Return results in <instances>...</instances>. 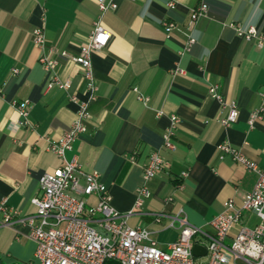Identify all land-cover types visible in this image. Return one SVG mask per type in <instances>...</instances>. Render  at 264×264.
<instances>
[{
  "label": "crops",
  "instance_id": "crops-1",
  "mask_svg": "<svg viewBox=\"0 0 264 264\" xmlns=\"http://www.w3.org/2000/svg\"><path fill=\"white\" fill-rule=\"evenodd\" d=\"M97 1L0 0V202L33 215L31 201L41 177L63 166L50 146L90 96L73 58L102 24L109 43L91 56L98 97L89 104L86 131L65 161L98 172L111 205L122 214L133 209L138 189L145 186L150 197L128 223L149 230L160 248L177 240L181 220L212 233L210 222L224 204L232 199L240 205L258 179L230 157L219 160V145L229 142L264 170V114L253 128L248 124L251 114L264 108V46L231 29L254 26L264 36V0H115L118 9L106 13ZM201 3L207 4L208 16L192 24L190 16ZM164 20L177 29L168 34ZM36 29L43 32L46 51L67 54L58 56L57 73L71 82L69 93L46 89L43 51L32 37ZM189 36L195 44L187 50ZM213 84H219L222 101L209 94ZM139 95L149 101H138ZM24 101L30 106L29 124L18 110ZM231 103L239 117L223 127L220 120ZM172 116L179 117L175 150L163 145ZM155 152L170 169L144 182L143 167ZM87 201L95 205L98 198ZM255 219L247 213L242 224ZM28 232L18 224L0 226V264L32 260L36 245Z\"/></svg>",
  "mask_w": 264,
  "mask_h": 264
},
{
  "label": "built area",
  "instance_id": "built-area-1",
  "mask_svg": "<svg viewBox=\"0 0 264 264\" xmlns=\"http://www.w3.org/2000/svg\"><path fill=\"white\" fill-rule=\"evenodd\" d=\"M102 13L116 11L115 0H98ZM174 8L173 3L169 4ZM207 4L201 3L193 12L191 23L208 16ZM161 25L170 34L177 26L164 20ZM237 36L248 42L256 40L257 46H264V36L254 26L243 28L231 25ZM33 42L41 48L43 54L40 62L48 75L46 89L55 87L67 91L72 89L70 81L63 80L57 73L58 56L66 57L65 52L55 48L45 50L46 40L42 30L32 33ZM110 40V33L102 24H97L80 48V54L73 58L79 68L86 91L90 95L87 102L79 104L77 118L63 137L50 146V150L64 161L57 171L45 173L40 179V191L31 201L36 211L32 215H21L20 211L11 209L6 201L0 202V226L13 228L16 224L28 228V238L35 243L36 249L32 260L17 264H264V170L255 162L248 160L239 149L229 142L219 145V160L230 157L234 163L243 164L248 170L257 174L258 179L251 192L246 194L239 205L234 200L224 204V211L214 217L209 233L186 220H181V231L177 240L167 249L160 248L151 237L149 230L133 228L128 220L143 206L144 199L150 197L145 186L137 191V200L131 211L122 214L111 205L112 198L101 181L98 172L86 173L77 160L65 161V153L72 149L80 134L86 131V123L90 118L88 107L97 100L99 86L93 75L91 56L94 52L104 50ZM195 44V39L188 37L187 50ZM180 72V71H177ZM14 73H18L15 70ZM181 74V72H180ZM219 84L210 87L212 98L222 101ZM264 97V95H263ZM75 101V96L69 94ZM138 101H149L138 96ZM28 101L19 104L18 110L24 123H28ZM228 115L220 120V125L229 127L235 124L239 117L236 103L227 105ZM264 108L251 114L249 125L262 120ZM171 128L164 134L163 145L169 150H175L173 137L179 123V117H171ZM170 169V163L158 153H153L143 167L144 182L150 181ZM187 174H183L185 177ZM96 196L98 202L90 205L87 198ZM252 213L256 217L242 224L245 214ZM202 237L206 242L198 241ZM206 249V255L196 257L194 246ZM207 258L203 261L202 258Z\"/></svg>",
  "mask_w": 264,
  "mask_h": 264
},
{
  "label": "water",
  "instance_id": "water-1",
  "mask_svg": "<svg viewBox=\"0 0 264 264\" xmlns=\"http://www.w3.org/2000/svg\"><path fill=\"white\" fill-rule=\"evenodd\" d=\"M193 254L196 257L204 256V255H206V249L199 246V245H197V246L195 245L193 248Z\"/></svg>",
  "mask_w": 264,
  "mask_h": 264
},
{
  "label": "rangeland",
  "instance_id": "rangeland-1",
  "mask_svg": "<svg viewBox=\"0 0 264 264\" xmlns=\"http://www.w3.org/2000/svg\"><path fill=\"white\" fill-rule=\"evenodd\" d=\"M255 221H256V220H254L253 223H251V225H253V224L255 223ZM202 259H203V261L207 260L206 257H205V258H202Z\"/></svg>",
  "mask_w": 264,
  "mask_h": 264
}]
</instances>
